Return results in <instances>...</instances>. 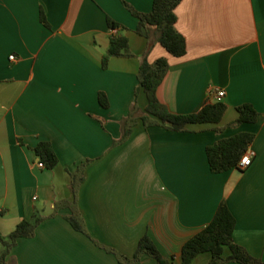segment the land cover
Returning a JSON list of instances; mask_svg holds the SVG:
<instances>
[{"label":"crops","instance_id":"1","mask_svg":"<svg viewBox=\"0 0 264 264\" xmlns=\"http://www.w3.org/2000/svg\"><path fill=\"white\" fill-rule=\"evenodd\" d=\"M124 1L148 12L153 0ZM175 14L182 57L169 54L154 31L138 34L122 0H0V234L34 209L43 217L17 241L9 264H126L120 257L131 258L144 234L181 264L183 243L221 201L235 218L234 242L264 262V0H181ZM107 17L124 28L110 29ZM113 34L127 37L132 55L102 66ZM160 57L169 68L156 95L171 112L198 111L216 89L225 91V112L218 123L185 131L137 118L119 141L123 120L147 104L137 90L139 65ZM246 103L257 120L237 124V107ZM239 132L254 134L250 165L211 172L206 146ZM40 141L57 156L51 169L38 166ZM71 215L85 232L72 227ZM210 258L202 253L190 264ZM130 264L158 263L143 254Z\"/></svg>","mask_w":264,"mask_h":264},{"label":"trees","instance_id":"2","mask_svg":"<svg viewBox=\"0 0 264 264\" xmlns=\"http://www.w3.org/2000/svg\"><path fill=\"white\" fill-rule=\"evenodd\" d=\"M181 0H153L148 12H140L122 0V4L128 11L138 19L136 32L145 38H149L150 32L154 31L157 42L172 56L182 57L186 52V41L183 35L176 29L175 8ZM40 19L45 23L42 12ZM110 29L124 27L107 17ZM149 45V44H148ZM149 47V46H148ZM128 49V39L123 34H113L109 46L102 55L101 63L105 66L108 59L113 56H131ZM169 68L167 58L160 57L153 63L145 59L139 65L137 90L141 89L146 95L147 104L143 113L136 117L133 113L122 122V136L119 141L125 140L131 133L137 118L145 127L153 125L164 126L168 130L185 131L192 124L218 123L225 112L226 106L222 102L205 101L201 108L192 113L179 114L171 112L165 104L159 101L156 95L157 88L161 84ZM99 104L106 108L108 100L103 92L98 93ZM237 124L253 123L257 120L258 112L251 104H242L237 107ZM254 139L250 132H239L233 136L217 140L206 146L205 154L211 172L221 173L232 168H237L241 156L248 149ZM36 157L44 167L51 169L57 162V156L48 141H40L33 148ZM83 180L82 172L76 177L72 176L70 188L76 192L78 184ZM68 221L72 227L80 232H85L80 218L71 215ZM43 221L37 209H34L29 219H23L7 235L0 234V264H9L11 251L20 238L31 237L38 225ZM235 218L230 212L227 204L221 201L210 222L196 234L186 240L180 249L181 264H190L193 259L202 253L210 254L208 264H223L226 262H237L240 264H264L261 260L251 256L245 248L236 244L233 240ZM225 249L229 254L224 256ZM148 254L158 264H171V261L163 257L147 234L138 241L136 250L131 258L120 257L130 264Z\"/></svg>","mask_w":264,"mask_h":264},{"label":"built area","instance_id":"3","mask_svg":"<svg viewBox=\"0 0 264 264\" xmlns=\"http://www.w3.org/2000/svg\"><path fill=\"white\" fill-rule=\"evenodd\" d=\"M10 60H14L15 56L14 55H10L9 56ZM225 96V91L223 89H216L211 93V97H212V101L215 102H221L222 99ZM254 155V152L247 149L244 154L241 156L239 162L237 163V168L238 169H244L246 167H248L252 161V157ZM38 166L39 167H43L44 165L42 164V162H38Z\"/></svg>","mask_w":264,"mask_h":264}]
</instances>
